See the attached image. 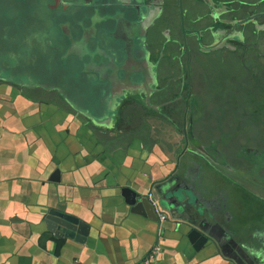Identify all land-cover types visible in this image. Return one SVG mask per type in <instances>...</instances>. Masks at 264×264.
<instances>
[{
    "label": "crops",
    "instance_id": "0c3cea01",
    "mask_svg": "<svg viewBox=\"0 0 264 264\" xmlns=\"http://www.w3.org/2000/svg\"><path fill=\"white\" fill-rule=\"evenodd\" d=\"M7 81H0V264H143L157 242V264H236L220 248L197 251L184 240L176 225L190 228L193 212L171 213L159 236L158 221L126 203L122 188L146 194L164 173L157 161L168 154L180 159L182 179L206 209L208 233L264 256V192L254 169L244 173L235 161L224 169L186 145L170 150L171 131H158L162 141L147 132L117 135L106 128L115 118L113 99L100 123L72 101L62 103L57 89L29 92ZM52 209L89 225L84 241L51 230Z\"/></svg>",
    "mask_w": 264,
    "mask_h": 264
},
{
    "label": "flooded vegetation",
    "instance_id": "af4514ba",
    "mask_svg": "<svg viewBox=\"0 0 264 264\" xmlns=\"http://www.w3.org/2000/svg\"><path fill=\"white\" fill-rule=\"evenodd\" d=\"M149 2L157 6L148 20L149 59L137 71L136 83L131 82L109 98L113 99L109 109L115 118L106 128H116L117 135L123 131L147 132L151 141H162L163 137L158 136L160 129L171 131L167 142L171 149L177 144L185 145L186 128L190 150L224 169L232 168L234 161L240 163L244 173L254 169L260 178L259 188L264 192V147L258 148L252 140L242 139L243 131L239 129L224 128L222 121L210 123V117L217 111L210 107V101L230 95L217 86V79L222 78L220 69L235 68L237 73L245 69L253 81L259 77L256 67L261 57L257 48L260 40L264 42V0ZM145 68L155 79L147 74L151 78L150 87L144 86ZM101 86L95 87V93L86 87L95 96L101 94ZM26 89L42 90L32 86ZM50 93L59 98L57 93ZM59 100L68 105L65 96ZM78 112L86 115L82 110ZM190 132L204 148L192 145Z\"/></svg>",
    "mask_w": 264,
    "mask_h": 264
},
{
    "label": "water",
    "instance_id": "95a60500",
    "mask_svg": "<svg viewBox=\"0 0 264 264\" xmlns=\"http://www.w3.org/2000/svg\"><path fill=\"white\" fill-rule=\"evenodd\" d=\"M36 1L38 0H24V2H22V0H9V4H4L3 6H8L11 10L15 7V9L17 8V10H19V15H24L23 10L28 9L29 6L32 5V3H36ZM45 2L52 9H57L62 6L64 11L72 13L70 16H75L77 14L80 15L77 11H80L81 9L89 13L88 21L91 22L90 25L82 23L83 28L71 30L73 37L71 44L73 43V47L70 49V56L73 55L78 57L80 54V50L76 49L77 44L74 45L76 41L78 42L79 40V44L81 43L80 45H84L83 47L86 48V37L90 39V37L99 34L100 38L102 37V40L106 39L109 41L110 46L117 44L118 49L124 53L125 57L122 61L114 64L108 62L106 58L110 49L107 48L105 42H102L103 45L101 46V42L98 41L99 48L97 50H94L96 48L92 49L91 53L93 52V61L89 62L88 65H97L96 71L97 75L100 77L102 90L99 89L101 90V94L95 96L92 95L93 98L91 95L87 96L83 95L82 92H77L78 89L76 83H69L72 88L68 89L64 88L63 85L65 84H60L58 81L50 80L48 82L43 81L34 83L26 81L23 79V76H10V74L4 72V69L8 67V62L3 60V58H0V78L16 81L22 85L24 84L32 87L38 86L46 89H57L68 100L72 101L74 107L78 110H82L87 116H89V118L95 120V122L103 123L100 114L105 109V106L107 105L106 102L114 94L122 91L124 87L131 82L136 83L137 71H140V67H145V61L149 59L146 46L150 25L148 20L152 15V10H155L157 6L156 4L151 5L149 0H68V2L67 0H45ZM9 13H11L10 10L5 12V15H8ZM77 34H81L82 36L78 37ZM61 48L62 45L55 41V45L52 46L49 53H60ZM23 52L27 53L28 56L30 54L29 49H26ZM66 53L68 54V48ZM16 55H19V51H17ZM84 56H86V54ZM97 56L99 57L98 61L94 60ZM28 58L29 57L26 58L23 56V60L20 62L25 67L26 59H30ZM51 58L52 56H50V59ZM67 58L68 55L65 57L63 56L60 65H65ZM47 59L49 58L47 57ZM13 61L18 60L15 59ZM53 64L54 67H51L52 69L57 68V65H59L58 62H51V66ZM147 74L153 79L152 75L146 70L143 75H146L144 86L150 87L151 78ZM154 80L155 79H153V81ZM87 85H89L93 93L96 92L95 87H100L93 83L86 84V86ZM184 134L186 136L185 145L188 147L189 139L186 128H184ZM190 141L196 148H204L202 143L194 138L192 132H190ZM179 161L180 159L178 160V164L177 162H174L170 154H168L166 159L158 160L157 163L164 169V173L155 180L149 191L154 190L158 193L161 203L174 217L178 218L184 213L188 214V212H193L195 214L194 219L196 223L189 221L192 225L190 228L181 223L176 225V229L180 231L182 237L184 236V240L187 239L197 251L204 249L205 247H207L208 250L220 248L236 264H264V256H261L260 254H258V256L254 255L251 251L247 250L248 246L243 242L236 243L235 240L230 239L225 243L217 236L208 233L205 226V217L202 218V216L207 214L206 209L200 207L197 204L196 199H194L196 193L193 185L190 187V185L186 184L182 179L183 176L178 170ZM122 193L126 199V203L130 205L133 212L145 213L157 220L154 208L146 195L147 193L142 194L130 185L122 188ZM47 223L50 229L56 232L57 235L63 233V236L76 237L78 240L84 241L85 237L89 234V225L84 221L74 215L57 209L49 211L47 214Z\"/></svg>",
    "mask_w": 264,
    "mask_h": 264
},
{
    "label": "rangeland",
    "instance_id": "374dc122",
    "mask_svg": "<svg viewBox=\"0 0 264 264\" xmlns=\"http://www.w3.org/2000/svg\"><path fill=\"white\" fill-rule=\"evenodd\" d=\"M4 4L8 5L9 0H0V58L8 62V67L4 69V72L10 76H23L26 81L34 83L58 81L60 84H65L64 88L68 89L72 88L69 83H76L77 92L89 96L91 94L88 93L90 90L86 84L93 83L101 86L100 77L96 71L97 65H88L93 61L92 49L96 48L94 50H97L98 43L101 42L102 46V42H105L107 48L110 49L106 58L108 62L114 64L122 61L125 57L124 53L118 49L117 44L110 46L109 41L102 40L99 34L93 37L89 36L90 39L86 37V48L83 47L84 45L81 46V43L79 44V40L76 41L74 45L77 44L76 49L80 50V54L78 57L69 55L70 49L73 47L71 30L83 28L82 23L91 24L88 21L89 13L83 9L77 11L80 15L70 16L72 13L64 11L62 6L52 9L45 0H38L36 3H32L28 9L23 10L24 15H19L17 8L14 7L11 10L8 6H3ZM8 10L11 13L5 15ZM77 35L78 37L82 36L81 34ZM55 41L62 45L60 53L64 54L49 53L52 46L55 45ZM67 48L68 54L66 53ZM26 49H29V56L23 52ZM257 49V54L261 57L260 64L256 67L257 75H259L257 80L253 81L245 69L238 73L235 68L232 70L227 67L220 69L219 74L222 78L217 79V86L230 95L224 96L222 99L213 98L210 101V107L217 110L214 117H210V123L214 125L222 121L224 128L243 131L241 138L252 140L259 148L264 147V110L262 111L260 107L264 104V82H262L264 80V42L262 40H260ZM17 51H19V55H16ZM85 54L86 56H84ZM67 55L65 65H60L62 57ZM23 56L30 58L26 59V67L20 63ZM50 56H52L51 59ZM15 59L18 61H13ZM98 59L97 56L94 60L98 61ZM51 62H58V67L52 69L54 64L51 66ZM260 77H263L262 80ZM262 107L264 108V105ZM224 112H228L229 116H225ZM234 113L236 115H233Z\"/></svg>",
    "mask_w": 264,
    "mask_h": 264
},
{
    "label": "built area",
    "instance_id": "2783aa9c",
    "mask_svg": "<svg viewBox=\"0 0 264 264\" xmlns=\"http://www.w3.org/2000/svg\"><path fill=\"white\" fill-rule=\"evenodd\" d=\"M147 197L149 201L151 202L154 211L157 216V221L159 224V231L158 234L161 236L163 232V226L164 223L170 219L171 214L168 209H166L163 204L161 203L160 196L158 193H156L154 190H150L147 192ZM162 250V246L159 242H157L152 249L148 252V254L145 256L144 260L142 261L143 264H157L156 258L158 253Z\"/></svg>",
    "mask_w": 264,
    "mask_h": 264
},
{
    "label": "trees",
    "instance_id": "16d2710c",
    "mask_svg": "<svg viewBox=\"0 0 264 264\" xmlns=\"http://www.w3.org/2000/svg\"><path fill=\"white\" fill-rule=\"evenodd\" d=\"M1 79H2V78H0V81H1ZM14 82H15V81H14ZM20 85H22V84H20ZM22 87H23V85H22ZM26 87H28V86H26ZM36 87H38V86H36Z\"/></svg>",
    "mask_w": 264,
    "mask_h": 264
}]
</instances>
